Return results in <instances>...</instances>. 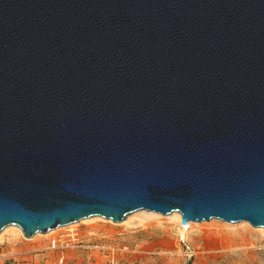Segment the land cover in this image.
<instances>
[{"label": "water", "instance_id": "1", "mask_svg": "<svg viewBox=\"0 0 264 264\" xmlns=\"http://www.w3.org/2000/svg\"><path fill=\"white\" fill-rule=\"evenodd\" d=\"M140 209L264 228V0H0V232Z\"/></svg>", "mask_w": 264, "mask_h": 264}, {"label": "rangeland", "instance_id": "2", "mask_svg": "<svg viewBox=\"0 0 264 264\" xmlns=\"http://www.w3.org/2000/svg\"><path fill=\"white\" fill-rule=\"evenodd\" d=\"M172 213L140 209L121 222L94 215L32 237L9 225L0 264H264L263 227L212 218L184 231Z\"/></svg>", "mask_w": 264, "mask_h": 264}, {"label": "bare ground", "instance_id": "3", "mask_svg": "<svg viewBox=\"0 0 264 264\" xmlns=\"http://www.w3.org/2000/svg\"><path fill=\"white\" fill-rule=\"evenodd\" d=\"M172 214H174V218H172V219H176L178 222H180L181 223V219H182V216H181V214H180V212H175V213H172ZM151 217H152V215H150ZM173 216V215H172ZM243 223V222H242ZM187 224H189V227H190V225L192 224V222H188ZM73 224H69V225H67V226H72ZM183 225V224H182ZM67 226H63V227H67ZM184 226V225H183ZM245 228H247V226L245 227ZM57 229H60V227H58ZM57 229H55V231L57 230ZM262 229V228H261ZM183 230L184 231H188L189 230V228H187V227H183ZM53 230H51V232H52ZM51 232H49V233H51ZM49 233H48V235H49ZM37 235V234H36ZM39 235V234H38Z\"/></svg>", "mask_w": 264, "mask_h": 264}]
</instances>
